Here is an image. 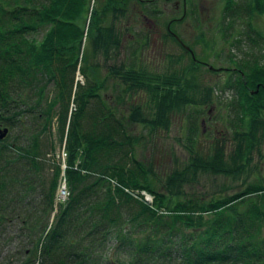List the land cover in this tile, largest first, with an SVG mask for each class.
Instances as JSON below:
<instances>
[{"label":"trees","instance_id":"obj_1","mask_svg":"<svg viewBox=\"0 0 264 264\" xmlns=\"http://www.w3.org/2000/svg\"><path fill=\"white\" fill-rule=\"evenodd\" d=\"M95 1L0 0V126L15 131L12 138L0 139V227L8 221L10 191L32 187L29 181L36 180L43 146L54 150L52 139L42 145L54 124L56 139L63 143L69 192L67 200L57 204L55 221L44 226L42 237L16 264H112L96 252L113 237L115 249L127 257L125 264H264V177L241 191L208 200L187 196L182 189L192 181L188 176L199 171L235 177L246 171L254 152L261 156L264 34L251 20L264 16V0H223L221 31L233 30L238 23L240 36L231 42L244 39L250 49L242 59L229 54L227 67L199 61L173 28L192 13L193 0H181L180 16L162 21V29L155 22L162 13L158 0H104L98 9ZM154 30L159 44L167 47L169 40L181 51L165 54L161 72L130 60L91 61L97 55L103 62L118 57L123 41L130 42L132 54L143 52ZM86 41L90 51H85ZM207 65L223 68L227 77L222 87L235 89L236 96L228 102L237 121L232 150L225 153V138L216 136L211 150H199L198 114L192 115L196 120L186 136V162L169 171L161 192L149 179L150 164L134 155L142 136L128 129L141 124L148 131H167L171 116L210 106L216 81L203 82L202 76L218 71ZM76 72L84 83L75 79ZM107 78L122 85L113 102L101 93ZM137 93L147 98L152 114L127 100ZM60 171L56 165L44 208L53 207ZM145 193L152 196L148 202ZM252 194L254 198L248 197ZM133 202L136 211L125 214L124 207Z\"/></svg>","mask_w":264,"mask_h":264},{"label":"rangeland","instance_id":"obj_2","mask_svg":"<svg viewBox=\"0 0 264 264\" xmlns=\"http://www.w3.org/2000/svg\"><path fill=\"white\" fill-rule=\"evenodd\" d=\"M104 0H96L93 5L95 9H98L101 2ZM164 0L157 1V8L162 10L159 19L156 20V24L164 27L162 21H166L169 17H178L181 14L182 1L171 0L164 2ZM174 1L178 2L177 8H174ZM240 2V0H238ZM194 10L189 13L181 23H174L173 28L182 36L185 43L191 45L193 51L196 53V58L201 62L212 64L213 66H231V63L227 60L229 54H233L235 59H242L248 54L249 47L246 45L247 41L241 40L240 44L232 43V39L240 36L237 32L239 25H234L233 30L227 28L225 32L220 29V15L223 7V0H193ZM189 3L185 5V10L189 9ZM110 16V15H109ZM108 18V17H107ZM139 19V18H138ZM146 22L148 20H145ZM252 26L259 32L264 34V16L254 15L252 17ZM148 25L151 23L147 22ZM154 22L152 21V24ZM133 33L136 32V26L132 28ZM201 34V38L197 35ZM130 37L129 35L126 36ZM125 37V38H126ZM196 37L198 42L195 41ZM126 38V39H127ZM225 38V39H224ZM148 45L143 52H137L132 54L130 52L129 41H123V46L120 48L119 56L111 58V60L102 61V57L97 55L91 61H97L99 63L118 64L120 61H128L129 63H135L138 65L146 66L149 70L163 71L166 66L165 54L169 51H180L171 41L168 42L167 47L159 44V37L157 31H152L148 38ZM235 42V41H234ZM159 44V45H158ZM205 46V47H204ZM91 45L89 41L85 42V51H90ZM181 52V51H180ZM257 53V51H255ZM139 56V57H138ZM138 58V59H137ZM140 59V60H139ZM184 59L187 57L184 55ZM169 64H167L168 66ZM104 66L99 69V76L104 74ZM204 72V70H201ZM202 81L215 80L216 85L214 88V95L212 98V104L205 106L203 111H194V108H189L183 111V113L171 116L170 124L167 131H148V127L141 124H130L129 132L140 137L134 150L135 157L145 165L151 167L149 171V179L151 183L161 192H165L164 186H162L163 180L167 176L170 170L174 167H180L186 162L187 158V140L189 126L191 127L192 121L197 119L199 131L196 138V145L199 150H203L204 153L211 150L210 144L216 137H222L226 140L223 150L225 153H229L232 150L234 141L232 139L233 125L237 122L234 116V112L228 110V102L235 96V89L222 87V82L227 77V73L218 71L212 75L204 74ZM75 79L80 83H84V78L78 73H75ZM118 83V84H116ZM122 87L118 81L107 78L105 87L101 91L105 95L106 99L113 102L115 93ZM51 91V87L47 88ZM250 92V91H249ZM253 94V93H252ZM218 96L221 98L219 99ZM137 104L142 105L143 112L145 114H152L153 107H151L147 98L142 93H137L127 99ZM73 107L72 104H70ZM93 108V105L90 104ZM211 107L209 112L207 108ZM198 114V117L192 119V115ZM1 127V126H0ZM55 128V124H54ZM52 130L51 135L47 134L42 137V145L47 144L48 139H52L54 142V150H48L47 145L43 146L45 154L40 160V169L37 170L36 180L30 179L29 184L32 187L22 189L11 190L10 197L7 198V202L11 203L9 211L6 212L8 221L0 227V264H16L23 258V254L28 252L36 240L42 237L44 226L47 227L55 221L57 204L63 203L57 200V192H61L62 185L66 188V180L64 175L65 165V153L63 150V143L60 144L56 139V132ZM241 129V128H240ZM202 130V132H201ZM15 131L10 132L7 130L9 138ZM4 137V138H5ZM259 153H253V160L246 171H242L238 176L229 177L224 175H212L199 171L198 173L188 176L192 178L191 182L184 183L182 189L188 196L203 197L208 200L212 197L223 196L226 194H233L241 191L244 187L250 183L257 181L264 177V142L260 143ZM56 165L60 166V173L56 180V186L53 197L52 209L44 208L46 206V191L47 185L52 178V173ZM149 166H146L149 168ZM162 187V188H161ZM12 189V188H11ZM67 189V188H66ZM68 191V190H67ZM248 197L254 198V195ZM145 201L152 199L151 194L145 193ZM67 200V199H66ZM136 204L130 203L124 207L125 214L128 212L136 211ZM207 216V214L205 215ZM261 232L264 234V227ZM116 241L113 238L109 239L102 247H99L97 254L102 255L106 261L111 259L112 264H125L127 257L119 253L115 249ZM96 246V243H95ZM37 264V263H35Z\"/></svg>","mask_w":264,"mask_h":264},{"label":"water","instance_id":"obj_3","mask_svg":"<svg viewBox=\"0 0 264 264\" xmlns=\"http://www.w3.org/2000/svg\"><path fill=\"white\" fill-rule=\"evenodd\" d=\"M184 47L188 49L187 46H184ZM207 68L210 70H216V71H221L223 69L221 67L214 68L211 65H207ZM256 91H257V86L253 90H251L250 93L252 94V93H255ZM7 130H8L7 127H0V139H3L5 137V135L7 134Z\"/></svg>","mask_w":264,"mask_h":264},{"label":"built area","instance_id":"obj_4","mask_svg":"<svg viewBox=\"0 0 264 264\" xmlns=\"http://www.w3.org/2000/svg\"><path fill=\"white\" fill-rule=\"evenodd\" d=\"M60 190L61 192H57L56 195L57 200H59L60 202H64L67 199L69 192L67 191L64 185L61 186Z\"/></svg>","mask_w":264,"mask_h":264},{"label":"flooded vegetation","instance_id":"obj_5","mask_svg":"<svg viewBox=\"0 0 264 264\" xmlns=\"http://www.w3.org/2000/svg\"><path fill=\"white\" fill-rule=\"evenodd\" d=\"M183 2H184V1H183ZM174 4H175V6H176V5H177V1H175V3H174Z\"/></svg>","mask_w":264,"mask_h":264}]
</instances>
